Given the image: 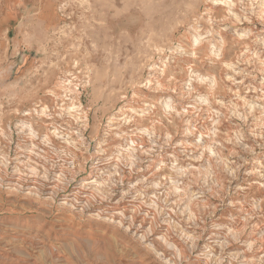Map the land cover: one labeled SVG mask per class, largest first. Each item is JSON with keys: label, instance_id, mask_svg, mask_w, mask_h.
Returning a JSON list of instances; mask_svg holds the SVG:
<instances>
[{"label": "rangeland", "instance_id": "374dc122", "mask_svg": "<svg viewBox=\"0 0 264 264\" xmlns=\"http://www.w3.org/2000/svg\"><path fill=\"white\" fill-rule=\"evenodd\" d=\"M0 264H264V0H0Z\"/></svg>", "mask_w": 264, "mask_h": 264}, {"label": "bare ground", "instance_id": "6f19581e", "mask_svg": "<svg viewBox=\"0 0 264 264\" xmlns=\"http://www.w3.org/2000/svg\"><path fill=\"white\" fill-rule=\"evenodd\" d=\"M194 41H197V36H195Z\"/></svg>", "mask_w": 264, "mask_h": 264}]
</instances>
